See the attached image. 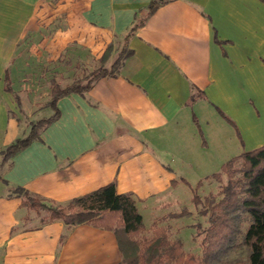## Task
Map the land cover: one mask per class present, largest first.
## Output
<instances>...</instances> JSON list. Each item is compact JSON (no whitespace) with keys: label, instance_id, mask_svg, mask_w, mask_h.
I'll use <instances>...</instances> for the list:
<instances>
[{"label":"crops","instance_id":"obj_1","mask_svg":"<svg viewBox=\"0 0 264 264\" xmlns=\"http://www.w3.org/2000/svg\"><path fill=\"white\" fill-rule=\"evenodd\" d=\"M150 1L0 0V264L121 258L111 230L39 216L15 187L63 205L114 180L138 208L165 210L163 194L187 186L181 174L197 163L190 149H209L214 131L243 149L264 144V0H161L127 38L131 53L115 73L51 106L46 64L60 71L72 44L97 60L111 44V64ZM55 111L37 138L2 160L7 145Z\"/></svg>","mask_w":264,"mask_h":264},{"label":"trees","instance_id":"obj_2","mask_svg":"<svg viewBox=\"0 0 264 264\" xmlns=\"http://www.w3.org/2000/svg\"><path fill=\"white\" fill-rule=\"evenodd\" d=\"M160 3L161 0H151L146 12L135 19L109 67L105 63L112 49L111 44L98 59L99 65L86 75L85 82L77 80L64 86L52 83L51 106L55 107L60 96L71 91L84 92L101 76L115 73L122 59L131 53L127 49V38L144 24ZM5 89L12 90L7 71ZM56 116L57 111L32 122L27 135L5 147L2 160L26 147ZM208 178L215 179L219 187L203 196L198 193L203 179L193 185L181 179L191 189V202L200 207L199 213L206 219L205 226L195 225L197 233L202 235L200 253L187 252L183 240L172 238L168 228L160 225L158 220L152 221L148 232L136 197L131 192H118L114 180L73 197L64 206L50 205L20 186L15 187L14 192L21 197L22 206L36 211L44 210L49 220L61 219L69 225L87 223L111 230L121 255L115 264H264V144L230 157L217 171L204 177ZM176 183L173 179L172 184ZM189 213L186 207H182L179 211L168 213V217L180 218ZM237 246L246 247V258L224 259Z\"/></svg>","mask_w":264,"mask_h":264},{"label":"rangeland","instance_id":"obj_3","mask_svg":"<svg viewBox=\"0 0 264 264\" xmlns=\"http://www.w3.org/2000/svg\"><path fill=\"white\" fill-rule=\"evenodd\" d=\"M32 42L35 43V40ZM72 45L73 46L70 48L66 47L63 49L60 54V58H58L61 66L60 71H57L56 66L55 70H53L49 64H46L44 75L47 77L53 73V80L60 86H64L67 83L77 80L85 82L86 75L99 65V61L97 59L93 58L88 53L85 54L83 47L81 48L75 46L74 44ZM74 48H78L76 50L77 52L69 51ZM105 66L109 67V62H106ZM51 80H48L45 86L50 87ZM225 135L224 139H222L223 134L221 133L220 136V134H217L214 131L213 140H211L212 144L209 149H190V153L197 159V163L193 164L192 166H188L181 175L187 178L192 185L195 184L199 179H203V184L198 190V193L201 196L205 195L209 191H216L219 187V183L215 179H204V177L210 175L213 171H217L220 164H222L223 161L225 162L228 158H230V156L245 150L242 148V146H240L239 141L234 137L233 134L230 133V135H228V133H225ZM203 153H205V159L211 161L213 164H200L199 161L201 158L199 157L203 156ZM218 162L221 163L218 165ZM162 198H165L167 201H169V207H167L165 210H159L157 207L144 210L142 206L139 207V211L143 215L147 231H150V225L152 221L158 220L160 225H165L168 228L169 234L172 238H181L183 240L184 249L187 252L192 251L200 253L202 235L197 233L195 225L199 224L201 227L205 226L206 219L199 213L200 207L194 206V204L191 202L190 187L181 185L178 190H168L163 194ZM49 204L53 205L51 203ZM64 205L65 204L62 206ZM182 207H186L190 213L180 218L168 217V213L179 211ZM38 212L39 216L46 215L44 210H39ZM245 226L246 225L244 224L243 227L245 228ZM247 254L248 251L245 246H237L236 248L232 249L224 259H245Z\"/></svg>","mask_w":264,"mask_h":264}]
</instances>
